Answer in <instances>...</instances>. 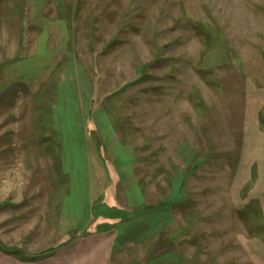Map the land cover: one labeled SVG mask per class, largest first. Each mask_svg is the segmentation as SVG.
Listing matches in <instances>:
<instances>
[{
	"label": "rangeland",
	"instance_id": "1",
	"mask_svg": "<svg viewBox=\"0 0 264 264\" xmlns=\"http://www.w3.org/2000/svg\"><path fill=\"white\" fill-rule=\"evenodd\" d=\"M258 111L264 0H0V250L264 264Z\"/></svg>",
	"mask_w": 264,
	"mask_h": 264
},
{
	"label": "crops",
	"instance_id": "2",
	"mask_svg": "<svg viewBox=\"0 0 264 264\" xmlns=\"http://www.w3.org/2000/svg\"><path fill=\"white\" fill-rule=\"evenodd\" d=\"M261 131L264 132V127ZM63 212L65 213V210ZM84 218L86 222H83ZM72 222L74 229L78 230L75 239L56 246L51 255L24 259L0 250V264H112L114 247H117L119 242L118 233H114L110 227L91 229L92 221L88 215L79 220L73 218ZM79 227L81 229H78Z\"/></svg>",
	"mask_w": 264,
	"mask_h": 264
},
{
	"label": "trees",
	"instance_id": "3",
	"mask_svg": "<svg viewBox=\"0 0 264 264\" xmlns=\"http://www.w3.org/2000/svg\"><path fill=\"white\" fill-rule=\"evenodd\" d=\"M262 115H263L262 112H259V119H260V122L264 123V119H263ZM159 202H161V200L158 201V203H157L158 208L161 207ZM153 208H154V207H152L151 209H153ZM73 239H75V237H70L69 240H67L66 242H64V243H62V244H65V243H67V242H69V241H71V240H73ZM60 245H61V244H60ZM54 250H55V248H52V249L48 250L47 253H45V254H41L40 257H38V258H43V257H46V256H48V255H51V254L54 252Z\"/></svg>",
	"mask_w": 264,
	"mask_h": 264
}]
</instances>
